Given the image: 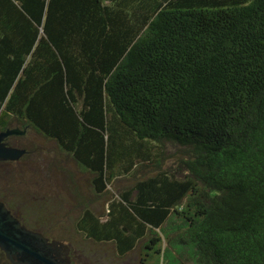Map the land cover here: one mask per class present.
<instances>
[{
  "label": "trees",
  "instance_id": "obj_1",
  "mask_svg": "<svg viewBox=\"0 0 264 264\" xmlns=\"http://www.w3.org/2000/svg\"><path fill=\"white\" fill-rule=\"evenodd\" d=\"M28 127L97 196L133 180L84 208L85 239L142 245L140 264H264V0H0V132Z\"/></svg>",
  "mask_w": 264,
  "mask_h": 264
},
{
  "label": "rangeland",
  "instance_id": "obj_2",
  "mask_svg": "<svg viewBox=\"0 0 264 264\" xmlns=\"http://www.w3.org/2000/svg\"><path fill=\"white\" fill-rule=\"evenodd\" d=\"M8 142L26 148L28 152L19 161L0 163V198L6 199L8 206H12L11 209L20 214L29 227L40 228L46 237L69 246L71 253L74 250V257H78V264H140L144 258L142 245L121 257L112 243H92L77 227L86 206L105 215L107 203L122 198L123 192L134 185L129 174L122 171L108 187L109 193L97 196L90 172L34 129L28 127L25 135L11 137ZM177 149L167 143L164 167L168 171L176 169L177 160L172 154ZM182 175L179 173L178 176ZM163 230L164 248L170 249L168 258L181 262L178 258L180 248L170 244L179 233L176 221ZM158 264L166 263L161 260Z\"/></svg>",
  "mask_w": 264,
  "mask_h": 264
},
{
  "label": "water",
  "instance_id": "obj_3",
  "mask_svg": "<svg viewBox=\"0 0 264 264\" xmlns=\"http://www.w3.org/2000/svg\"><path fill=\"white\" fill-rule=\"evenodd\" d=\"M26 129L7 128L0 132V163L19 161L27 149L12 146L11 136H23ZM0 249L13 264H69L70 247L50 240L42 232L21 224L11 211L0 202Z\"/></svg>",
  "mask_w": 264,
  "mask_h": 264
},
{
  "label": "flooded vegetation",
  "instance_id": "obj_4",
  "mask_svg": "<svg viewBox=\"0 0 264 264\" xmlns=\"http://www.w3.org/2000/svg\"><path fill=\"white\" fill-rule=\"evenodd\" d=\"M7 141H9V140H7ZM0 202H3V201L0 200ZM4 203H5V202H4ZM5 206L11 211V213L13 214V216L17 217V218L20 220V222H21L22 225H24V226H26V227L32 229V228L29 227L24 221H22V219L20 218V216H19V215H16V214L14 213V211H12V209H10L9 206H7L6 203H5ZM32 230H35V229H32ZM35 231H37V230H35ZM50 240H51V239H50ZM60 242H61V241H60ZM69 255H70V263H69V264H78V263H77V261H79L78 257H74V256L72 255L71 251H70V254H69ZM76 258H77V259H76ZM0 264H13V263L11 262V260H9V258L7 257V254H6L4 251H2L1 249H0Z\"/></svg>",
  "mask_w": 264,
  "mask_h": 264
}]
</instances>
